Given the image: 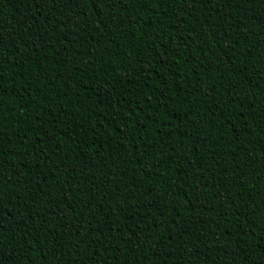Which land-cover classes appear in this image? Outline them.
<instances>
[{"label": "trees", "instance_id": "obj_1", "mask_svg": "<svg viewBox=\"0 0 264 264\" xmlns=\"http://www.w3.org/2000/svg\"><path fill=\"white\" fill-rule=\"evenodd\" d=\"M0 264H264V0H0Z\"/></svg>", "mask_w": 264, "mask_h": 264}]
</instances>
